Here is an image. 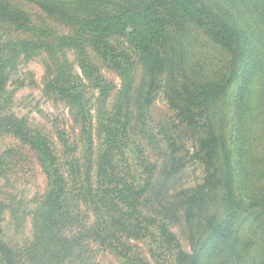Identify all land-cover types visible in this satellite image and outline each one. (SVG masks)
Returning a JSON list of instances; mask_svg holds the SVG:
<instances>
[{"label": "rangeland", "instance_id": "obj_1", "mask_svg": "<svg viewBox=\"0 0 264 264\" xmlns=\"http://www.w3.org/2000/svg\"><path fill=\"white\" fill-rule=\"evenodd\" d=\"M9 1L27 11L33 24L53 36L77 33L72 21V25L66 23L36 2ZM161 33L158 47L162 65L157 69L150 67L127 34L84 36L83 42L72 47L20 53L0 87L3 112L25 120L34 131L44 134L56 155L64 185L65 232L80 242L76 254L60 264H129L93 237L91 231L98 218L109 220V231L114 229L131 246L138 262L177 264L176 254L157 243L158 233L147 221L150 217L166 225L181 249L196 255L198 264L202 260L206 263V251L215 238L204 212L222 217L230 174L236 199L240 196L235 162L229 149L219 142L221 136L214 152L208 153L203 146V128L191 119L202 87L228 74L230 56L190 19H172ZM63 70L66 75L62 77ZM126 77L131 82L129 93L125 90ZM220 104L222 100L216 106ZM121 107L123 113L130 107L125 129V120L116 119ZM80 108L93 123L92 155L87 149L82 113L78 114ZM249 128L251 152L245 174L254 181L248 183L246 208L241 207L232 222L240 238L233 254H229L227 242L224 250L215 253L213 264H251L261 255L264 258V206L254 205L255 194L264 195V118L257 115ZM87 165L92 166L91 180L104 211L100 217L86 199ZM105 168L108 174L102 172ZM125 183L142 194V202L135 204L143 213L133 222H137L136 227L112 222L104 206V195L106 200L113 196L114 208L119 203L114 211L123 209L113 188ZM48 188L39 153L2 132L0 200L5 208L1 226L2 237L12 249L13 264H41L30 260L27 249L36 233L39 202ZM189 208L191 217H187ZM187 261L192 264L193 257ZM0 264L11 263L0 255Z\"/></svg>", "mask_w": 264, "mask_h": 264}, {"label": "trees", "instance_id": "obj_2", "mask_svg": "<svg viewBox=\"0 0 264 264\" xmlns=\"http://www.w3.org/2000/svg\"><path fill=\"white\" fill-rule=\"evenodd\" d=\"M38 3L51 15L64 18L65 22L76 26L77 33L53 36L47 29L32 23L30 14L9 0H0V87L5 83V76L16 57L24 52L31 53L37 49L53 50L75 46L87 37H102L123 33L129 35L152 69L162 65V55L158 47L161 32L166 24L177 17L192 20L201 27L208 36L225 50L229 58L225 77L206 83L195 99L197 110L192 113V122L203 128V146L208 153L214 152L217 138L235 162L240 196L236 199L231 174L226 183L224 194V211L222 217L216 213L204 212L209 228L212 230L214 243L206 251V263L213 264V257L220 248L225 249L230 242L229 254L237 248L239 230L233 229L234 216L241 207L246 208L245 195L248 183H252L247 168L251 152L249 124L258 115L264 118V0H29ZM79 5L80 7L76 6ZM74 11H73V10ZM77 13H76V12ZM80 13V14H79ZM82 14V15H81ZM72 21V22H71ZM23 34H25L23 36ZM23 36V37H22ZM39 40V41H35ZM63 70L61 76H65ZM126 93L130 92V81L125 79ZM64 90V89H62ZM128 97V94L126 95ZM222 100V104L216 103ZM1 101V99H0ZM82 108V128L86 134L88 152L92 155L94 149L93 123ZM123 107L116 114L118 121L125 120V129L130 114V107ZM10 133L28 144L39 153L40 161L49 179V188L44 198L39 202L35 224L36 233L32 246L27 249V255L33 262L41 264H60L72 258L80 245L78 240L69 237L65 230L67 218L63 209L64 185L56 155L47 137L30 128L26 121L18 119L13 114L3 112L0 102V134ZM114 141H116L114 139ZM207 146V147H205ZM92 161V160H91ZM90 162V160H89ZM111 162V161H110ZM105 162V164L110 163ZM92 166L86 167V199L93 204L100 217L104 213L98 201L99 194L91 180ZM104 174L107 169H103ZM264 172V170H263ZM108 174V173H107ZM250 174V173H249ZM114 194L123 202L121 210L115 206L114 197L103 201L111 214L112 222L122 223V226L136 227L143 213L136 203L141 201V195L131 183L119 187L115 184ZM149 186V183H146ZM109 192V189L108 191ZM107 194V193H106ZM248 195V199H249ZM141 197V198H139ZM254 197V195H253ZM102 198V197H101ZM254 205L264 206V195L255 194ZM258 199V200H257ZM142 202V201H141ZM126 204V206H125ZM5 203L0 200V255L8 263L13 264L11 247L2 237L1 221ZM112 211V212H111ZM193 211L187 209V217ZM97 216V217H98ZM148 216H144L147 218ZM158 233L157 243L165 244L169 251L176 254L177 264H186L193 257L192 264H198L196 255H188L181 249L175 235L166 225L159 224L155 218L147 219ZM109 220L98 218L91 234L101 244L109 246L116 255L129 264H138V257L131 246L121 240L115 230L109 231ZM157 238V237H156ZM231 240V241H229ZM233 254V253H232ZM200 257V256H198ZM251 264H263L264 258ZM201 258V257H200Z\"/></svg>", "mask_w": 264, "mask_h": 264}]
</instances>
